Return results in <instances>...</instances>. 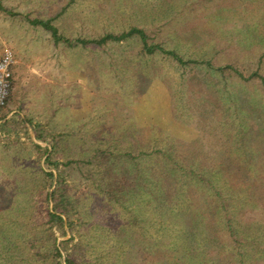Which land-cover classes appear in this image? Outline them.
<instances>
[{
  "label": "rangeland",
  "instance_id": "1",
  "mask_svg": "<svg viewBox=\"0 0 264 264\" xmlns=\"http://www.w3.org/2000/svg\"><path fill=\"white\" fill-rule=\"evenodd\" d=\"M0 2L14 12L0 11V48L15 56L12 93L0 108V257L38 264L27 262L31 244L45 248L56 241L78 264H230L231 239L210 212L209 232L198 247L208 258L193 257L198 252L157 210L162 199L147 201L155 184L137 176L150 172L161 178L168 197L174 188H189L191 202L205 212L204 192L181 175L174 179L157 150L190 158L216 181L217 164L225 162L229 183L248 195L235 201L242 235L264 243L259 79L226 80L204 65L183 68L160 54L144 56L137 38L104 48L57 44L26 18L54 17L73 38L140 26L187 58L231 63L245 75L260 66L264 74V0ZM228 154H253L254 161L235 163ZM47 156L78 163L57 171L45 165ZM51 170L60 172L75 206L66 235L48 222L52 203L46 198L57 186L45 174ZM60 262L66 264L64 257ZM253 262L264 264V257L257 254Z\"/></svg>",
  "mask_w": 264,
  "mask_h": 264
},
{
  "label": "trees",
  "instance_id": "2",
  "mask_svg": "<svg viewBox=\"0 0 264 264\" xmlns=\"http://www.w3.org/2000/svg\"><path fill=\"white\" fill-rule=\"evenodd\" d=\"M0 11L14 15V12L5 7L2 2H0ZM26 18L31 25L41 27L48 31L51 34L54 42L57 44L63 43L70 47L77 45L88 47L90 45H94L104 48L112 43L120 44L137 38L141 44L140 53L144 56L160 54L171 58L183 68L192 67L195 65H204L207 70L220 72L225 76L226 80L228 78H237L245 81L259 79L261 84L264 85V74L261 72L260 66L249 75H245L243 71L231 63L225 65H215L213 60L210 58H187L177 49L168 48L162 42L152 40L151 35L147 32V30L140 26H132L119 32L107 31L102 35L92 38L83 36L73 38L63 34L60 31L59 27L54 23V17L33 18L27 15ZM260 63L262 62L260 61ZM38 138L44 139L41 135H39ZM157 151L161 153L159 156L163 159L165 167H168L167 169H169L171 174L174 175V179L175 175H181L182 178L188 180L192 185L197 186L205 194V209L202 207L205 212L201 210V208L196 207L191 202V197L193 195H191L189 188L184 189L183 187L176 188V190L174 188L172 193L175 194L174 200L177 202L174 204L173 200L171 203L172 205L170 204L171 207L166 209L167 205L169 206V200L172 194L169 197L167 196L168 189L163 187L161 178L156 177L155 174H151L150 172L142 173L140 176H137L138 180H146L150 181L149 184H155L153 188H150L153 193H146L148 195L147 201L154 200V195L157 196L159 200H163L160 202L162 205H157V210L160 211V213L163 214L165 218L168 219L169 217L170 220L173 221L175 225H177L179 228L177 236L181 235V238L189 242V247L192 248L193 251L195 250L194 252H198V254H195L193 257L198 255L207 257L204 246L202 250L198 249V247L201 246L199 241L202 240V238L206 239L205 236L208 234L210 229L207 227L206 223V219L209 218L207 216V212L211 213V216L213 217L212 220L216 222L217 226H221V229H223L231 239L233 251L235 253L230 259V264H254L253 259L255 258V255L257 257V254H259L260 257H264V243H262V241L259 239V236L242 235V230L235 219L237 213L235 210L237 209L235 204L236 199H242L245 196L248 197V195L247 193L240 192V190L236 189L232 184L229 183L230 175L227 174V170H224L225 162H220L217 164L219 169L216 171L217 173L215 175H219L221 178H219V181H216L214 178L208 177L203 172L198 171L191 162L190 158L180 157L176 154H171L160 150ZM126 155L130 156L131 158H135V156L132 154ZM226 158H229V160L240 164L245 161L247 164L251 165V163L254 161L253 154H228ZM217 159H220L219 156ZM72 163L78 162L70 160L62 163L57 160H52L50 156H47L45 159V165L49 168L54 166L57 171L59 170V166L61 164L69 167L72 165ZM45 174L50 178L52 183L55 181L57 183V186L54 188V190H52L50 195H47L46 198L48 199L49 203L50 201L52 203V206L47 213L48 222L52 225H57L62 228L63 234L66 235L68 232L65 230V228H72L74 226V222L70 218V213L75 206L73 205L66 190L61 186L62 179L60 172H58L56 175V173L51 170L47 171ZM159 181H161L162 184H160L161 182ZM174 194L172 196H174ZM73 237L74 236L72 235L69 239H74ZM260 244H263L262 249H259L258 247ZM31 246L32 248H35V250L30 254L27 262L31 263L32 261L38 264H60V259L64 257L66 264H78L73 253L67 252L65 256L63 255L61 247L56 243V241L52 246L45 248H41L38 244L34 243H32ZM193 257H191V259ZM10 259L11 258L8 259L6 257H0V264H3L4 261H9L8 263L10 264L13 263V259ZM200 262L202 261H199L198 263Z\"/></svg>",
  "mask_w": 264,
  "mask_h": 264
},
{
  "label": "built area",
  "instance_id": "3",
  "mask_svg": "<svg viewBox=\"0 0 264 264\" xmlns=\"http://www.w3.org/2000/svg\"><path fill=\"white\" fill-rule=\"evenodd\" d=\"M15 56L8 48H0V108L5 107L13 89V65Z\"/></svg>",
  "mask_w": 264,
  "mask_h": 264
}]
</instances>
